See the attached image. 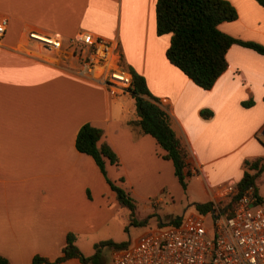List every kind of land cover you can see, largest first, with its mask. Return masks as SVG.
Masks as SVG:
<instances>
[{"label":"crops","instance_id":"obj_1","mask_svg":"<svg viewBox=\"0 0 264 264\" xmlns=\"http://www.w3.org/2000/svg\"><path fill=\"white\" fill-rule=\"evenodd\" d=\"M227 1L237 17L219 29L264 47V7ZM155 2L0 0L8 20L0 40V255L8 264H31L34 256L54 261L69 233L85 256L100 241H125L113 233L125 228L129 210L107 179L136 201L137 219H160L157 209L163 218L183 217L194 203L216 199L227 182L236 184L244 160L264 159V54L232 44L225 70L202 89L167 60L170 34L156 33ZM81 31L113 41L123 67L143 77L169 114L188 152L185 190L156 140L130 124L136 119L130 95L111 97L104 84L80 72L77 55L28 38L29 32L57 37L64 47ZM84 123L100 128V141L118 157V165L105 160V175L75 147ZM182 199V214L166 205ZM57 264L90 263L72 257Z\"/></svg>","mask_w":264,"mask_h":264},{"label":"trees","instance_id":"obj_2","mask_svg":"<svg viewBox=\"0 0 264 264\" xmlns=\"http://www.w3.org/2000/svg\"><path fill=\"white\" fill-rule=\"evenodd\" d=\"M264 7V0H255ZM235 8L227 0H156L155 2V30L158 35L170 34L169 44L165 56L169 63L177 67L195 85L202 89H209L217 77L227 66L226 51L234 43L249 47L258 53L264 54V47L253 41L238 40L221 31L218 25L221 22L235 20ZM122 63V62H121ZM131 88L129 95L134 101L136 119L130 124L152 136L163 153V159L171 161L173 173L183 190L186 189L187 178L191 175L188 167V152L172 126L171 118L166 110L160 106L157 98L147 90L142 76L132 69ZM249 106L252 101L242 103ZM208 116L209 112H201ZM103 132L100 128L89 123L82 124L75 136V147L79 152L91 156L105 175L104 163L118 165V157L105 142H101ZM243 173L236 182V194L228 197L223 202V208L230 210L237 197L246 190L251 189L259 200H263L257 193V179L264 171V159L256 157L243 161ZM121 180V179H120ZM118 202L129 210L130 224H141L134 218L136 201L123 188L113 184L107 179ZM210 202L194 203L195 210L201 214L208 211ZM182 217L177 216L169 220V224L177 225ZM75 236L66 235L65 244L61 248V255L54 261L39 256H34L31 264H57L67 258H78L83 263L102 264L100 250L103 246L121 248L124 242L116 243L110 239L95 244V252L85 256L75 245ZM0 264H8L5 257L0 255Z\"/></svg>","mask_w":264,"mask_h":264},{"label":"built area","instance_id":"obj_3","mask_svg":"<svg viewBox=\"0 0 264 264\" xmlns=\"http://www.w3.org/2000/svg\"><path fill=\"white\" fill-rule=\"evenodd\" d=\"M7 25V18L0 15V40ZM28 38L60 55H74L78 48L81 73L104 84L113 98L129 95L131 74L113 41L88 31L77 33L64 47L57 37L29 32ZM236 192L235 183L227 182L207 212L187 214L177 225H161L114 248L112 264H264V200L248 189L230 210L223 208Z\"/></svg>","mask_w":264,"mask_h":264},{"label":"rangeland","instance_id":"obj_4","mask_svg":"<svg viewBox=\"0 0 264 264\" xmlns=\"http://www.w3.org/2000/svg\"><path fill=\"white\" fill-rule=\"evenodd\" d=\"M77 52H78V48H76L74 51H72V53L74 55H76ZM256 184H257L258 190L261 193H263V196H264V173L263 172L258 177ZM181 190H182V188H181ZM181 193H182V191H181ZM258 195H260V194L258 193ZM260 197H261V195H260ZM166 205H167V207L172 208L176 212V214H182V212L184 210H186V208H187V204H186V202H184V199H182L181 201L175 200L174 203H171L170 201H168ZM157 210H158L157 213L160 215V219L158 217H154V215H151V214H149L147 216H143V217L141 216V217H139V219H137V217L134 215V218L136 220H138V221L144 220V222H142L141 224L135 225V224H130V221L128 220L125 228L118 230V232L115 231L113 233L114 234L113 237L115 239L121 238V239L125 240L123 242L127 245V244H131L134 241H136L138 239V237L141 236L142 234L151 232V231L155 230L156 228H158L157 226L161 222L164 223L162 226L170 225L169 220L171 219V217H169V218L164 217L163 218L162 209H157ZM194 211L195 210H192V213H189V215L195 214ZM141 214L142 213L139 210L138 215H141ZM205 219H204L205 223L208 224V221ZM112 250H113V248L109 247V246L101 247L100 252H102L104 254V256H105L104 259H106L107 264H111V261H112L111 251Z\"/></svg>","mask_w":264,"mask_h":264}]
</instances>
